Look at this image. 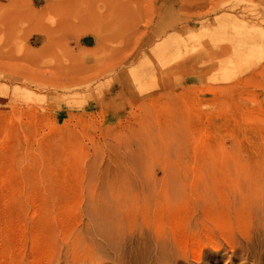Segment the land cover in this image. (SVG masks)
Returning <instances> with one entry per match:
<instances>
[{
	"label": "rangeland",
	"instance_id": "obj_1",
	"mask_svg": "<svg viewBox=\"0 0 264 264\" xmlns=\"http://www.w3.org/2000/svg\"><path fill=\"white\" fill-rule=\"evenodd\" d=\"M94 213L140 264H264V0H0V264Z\"/></svg>",
	"mask_w": 264,
	"mask_h": 264
},
{
	"label": "bare ground",
	"instance_id": "obj_2",
	"mask_svg": "<svg viewBox=\"0 0 264 264\" xmlns=\"http://www.w3.org/2000/svg\"><path fill=\"white\" fill-rule=\"evenodd\" d=\"M100 224H102L103 226L101 227ZM104 226L107 228L106 229L107 231L104 229ZM97 227H100V228H97ZM119 231H120V228L117 225L111 224L109 221V218L107 216L104 218V215L94 213V214L87 217V222L84 224L83 229H80L79 232L77 234H75L74 237H72L70 239H66L60 244V247H62V249H61L62 253L57 258H55V257L52 258L48 262V264H97L98 259L92 254L93 253L92 249L95 250V248H93L94 244H96V247H98L99 245H102L103 243L101 241H103L104 243H108V244L111 243L113 245L112 249L115 248L114 249L115 250V256L114 255L113 256H114V260L116 262L114 264H140V262H144L143 256H144V253L146 251V250H144V247H145L144 245H142L143 246L142 248H141V246H138V243H137V246L133 245L131 247V252L129 254H127L124 251L118 253L119 244L116 245V242L120 238V232ZM141 235H142V233H141ZM114 237L116 238L115 241H114ZM149 237H150V241H149L150 247L153 250V251H151L150 254H152L154 258L149 254L147 255V253H146L145 256H147L148 261L145 259V263L149 264V262H150L151 264H191L188 261L184 260L185 258H183V257L180 258V261L175 260L176 255H177V253H176V251H177L176 246L177 245L175 246L173 244L174 242L171 240L170 236L167 235L166 233L152 232L149 235ZM99 240H101L100 241L101 243L99 242ZM138 242L144 243V244L147 243V241L144 239L140 240ZM183 248L184 247H182V250H183ZM212 248H214V247H212ZM216 248L217 249L209 250L210 252L212 251L210 254L213 256L212 259H213L214 264H218L217 262H218V260H220L217 256L219 247L216 246ZM143 250H144V252H143ZM80 251L83 252V254H84L83 257L78 256ZM110 251H112V250H110ZM180 251H181V248H180ZM200 251H202V249H200ZM199 252H197V253H199ZM207 252H208V250H207ZM194 253H193V256H194V258L197 256L196 257V259H197L198 255L195 256ZM68 254H69L71 259L68 258ZM112 254H113V252H112ZM180 254H183V253L180 252ZM149 256H151L153 258L152 260L154 262H151V258L149 260ZM220 256H222V254ZM201 259H203V258H201ZM223 259H225V256L220 261L221 262L224 261ZM164 260H166V262ZM207 261L208 260L206 259V262ZM193 262H195V261H193ZM196 262L198 263V261H196ZM200 262H202V260ZM206 262L205 263L203 262V264H206ZM208 263H209V261H208ZM192 264H194V263H192Z\"/></svg>",
	"mask_w": 264,
	"mask_h": 264
}]
</instances>
